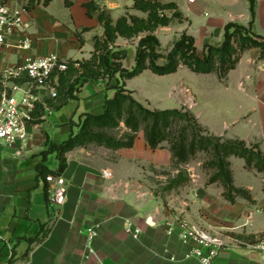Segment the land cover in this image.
Instances as JSON below:
<instances>
[{
	"label": "crops",
	"instance_id": "crops-1",
	"mask_svg": "<svg viewBox=\"0 0 264 264\" xmlns=\"http://www.w3.org/2000/svg\"><path fill=\"white\" fill-rule=\"evenodd\" d=\"M91 1L98 9L94 15L89 14L86 6ZM161 1L176 3L190 21V29L198 19L207 21L203 22V32L208 35L206 42L211 40L213 44L222 42L228 23L238 22L248 27L251 20L248 0ZM1 2L13 7H26L24 19L32 23L29 30L31 47L28 50L20 51L12 46L18 42L19 35L8 37L11 46L0 47V77L6 81L4 73L16 67L24 55L39 57L56 53L72 62L89 60L95 51L96 37L104 34L99 11L106 10L117 21L126 11L133 10L135 0ZM206 10L209 11L208 16L204 15ZM211 11L214 13L212 18ZM253 31L264 37V0H256ZM148 70L121 82L136 99L151 105L142 90L138 92L135 81ZM71 74L70 68L61 75L71 77ZM163 76L173 81H169L168 97L175 101L177 108H181L183 97L174 90L183 84L192 89L198 103L192 114L205 134L223 140H243L249 146L259 145L264 153V57L260 48L246 50L236 68L223 79L217 72L198 74L186 66ZM13 82L9 80L7 85ZM60 82L59 77L56 88ZM106 82H86L80 92L75 91L74 98H64L58 103L56 98H50L48 90H42L43 102L49 109L45 111L46 117L42 122L32 127L25 155L16 157L11 148L0 144V264H200L195 257H187L198 247L196 242L184 243L179 227L172 234L167 233L166 221L174 217L172 213L156 201L143 199L122 186L131 172L126 170V166L162 168L173 163L168 145L151 148L143 131L138 133L130 148L113 150L90 145L67 153V168L62 173L68 186L67 201L64 205L49 202L50 183L41 179L37 171L42 160L40 153L48 148V143L60 144L69 138L74 132L72 116L78 110L95 115L103 112L104 101L107 96L114 95L111 87L117 80H112L108 87H105ZM3 87L0 83V93ZM53 110L58 115L52 121L55 133L50 135L43 125ZM124 129L127 130L125 126ZM49 158L46 165L58 170L57 157L50 162ZM238 158H229L234 184L249 189L256 203L250 207L240 200L229 203L228 207L222 197V189L217 184H210L201 192L203 212L211 214V211H216V214L227 218L251 212L255 221L247 228V233L258 234L264 232V213L260 215L261 210L264 212L263 175L247 170L244 159L239 158L243 160L240 162ZM236 163L241 173L239 178L235 172ZM104 170L112 172L113 176L104 178ZM256 189H259L261 197L256 194ZM127 223L140 229L137 238L126 231ZM90 227L96 228L93 239L90 238ZM44 233L47 235L42 241L35 240ZM225 241L227 244L215 264L262 263L263 256L253 243L231 238H225Z\"/></svg>",
	"mask_w": 264,
	"mask_h": 264
},
{
	"label": "trees",
	"instance_id": "trees-1",
	"mask_svg": "<svg viewBox=\"0 0 264 264\" xmlns=\"http://www.w3.org/2000/svg\"><path fill=\"white\" fill-rule=\"evenodd\" d=\"M250 4L251 20L249 26L238 22H230L225 26L221 43H206L202 54L198 52L194 36L183 32L175 41L171 50L166 54L160 53L161 43L155 31L160 26H168L174 18L181 20L183 13L174 2L164 3L159 0H135L133 9L142 11L147 17L138 15H124L116 22L106 10L99 11L98 17L104 27L105 38L95 39V51L89 60L80 62L81 69L71 68L73 74L70 79L61 75L58 95L74 98L79 85L86 82L95 83L107 79L108 82L117 80L111 89L112 97H106L103 112L95 115L85 112L76 125L77 131L72 132L68 139L60 144L48 143V148L40 153L41 162L37 165L38 176L47 182L50 174L60 175L67 168V153L88 147L90 145L103 146L109 149L130 148L140 131L144 132L147 144L153 149L163 148L167 143L173 156V167L179 168L188 164L198 152H205L211 156L207 165L213 169L210 183H219L225 200L234 204L239 198L256 203L251 191L247 188L236 187L229 158L244 159L245 168L263 174L264 153L259 145L249 146L243 140H223L215 135L205 134L197 118L185 109H152L136 99L132 91L125 87L121 80L131 79L144 70L149 69L158 75H168L176 72L181 65L192 72L206 74L217 72L221 79L236 68L242 54L251 48H260L264 57V37L253 31L256 19V0H248ZM90 15L98 10L91 1L86 4ZM165 11L172 12L168 15ZM144 34L138 44L135 54V64L131 69L123 66L119 61L125 56V51H112L109 46L116 43L118 37L126 39ZM121 54V55H120ZM75 77L72 78V76ZM72 80V81H71ZM61 92V93H60ZM45 108L41 104L35 112L34 124L42 122L41 116ZM127 128L121 137L114 134L121 124ZM56 154L59 161L58 170H52L47 165L49 155ZM185 177L180 175L171 184L184 183ZM187 182V181H186ZM44 233L37 241H42ZM237 240L255 243V235L245 236L232 233Z\"/></svg>",
	"mask_w": 264,
	"mask_h": 264
},
{
	"label": "rangeland",
	"instance_id": "rangeland-1",
	"mask_svg": "<svg viewBox=\"0 0 264 264\" xmlns=\"http://www.w3.org/2000/svg\"><path fill=\"white\" fill-rule=\"evenodd\" d=\"M165 12L168 15H171L172 13L170 11ZM207 12L209 11H205V16H208ZM124 15H138L140 17H147L146 13L136 9L126 11ZM213 16L214 13L211 11V18ZM204 19H208V17H205ZM203 22L207 23V21L204 20H196L194 27L190 29L191 23L183 14V18L181 20H179L178 18H174L170 25L158 27L155 31V34L157 35L161 43L160 53L166 55L171 50L175 41L180 38L182 33L187 32L188 34H192L196 37L195 39L196 44L198 45V52L202 54L205 44L212 42L211 40L206 42L208 35H205V33L203 32ZM143 35L144 34H140L139 36L130 39L118 37L116 43L109 46L112 51L117 49L125 51L124 55L122 53V56L125 57L119 61L121 64H123L124 67L131 69L134 66L136 50ZM104 38L105 35L103 34V36L100 37V40L102 41ZM65 76L70 78L69 75ZM73 77H75V75H73L72 78ZM105 81L108 80H103V82ZM135 81H137L138 92L139 89L142 90V92L145 94V97L150 100L151 105L143 102L149 108H156L161 110L177 108L178 105L175 103V101L168 97L167 89L170 85V82H173L170 81V78H166L163 75H158L153 73L151 70H148L145 72V74L140 76ZM109 83L110 82H106L105 87H108ZM183 87L187 86L183 84L180 88ZM82 88L83 85H79L76 91L80 92ZM179 96H182L183 100H185L183 94L179 93ZM15 97L20 100L22 98V93L18 92ZM64 98H67V96H63L62 94L58 95L55 102L58 103L61 100H65ZM183 100L181 103L182 106L179 109H185L192 113L193 108L190 109L187 106H184ZM71 105L72 104H70L69 107H71ZM57 113V111L53 110V113L48 116V121L43 125L45 131L50 135L55 133L56 127H54L55 124L52 121L56 119L58 115ZM82 114L83 111L81 110H78L75 114H73V122L78 123ZM123 125L124 124L122 123L121 126L114 131V134L118 137H121L125 132H127V130L124 129ZM72 128L74 132L77 131L76 125L73 124ZM49 157V162L56 160L55 154L51 156L49 155ZM210 159L211 156L209 154L205 152H198L197 155L188 164L182 165L179 168L173 167V164L170 167L162 168H155L150 165L126 166V170H130L131 172L130 174L128 173V180L123 183L122 186L128 187L143 199L149 198L150 201H156L157 204L163 206L165 209H168L172 213V215L179 220L190 221L189 219H191L197 225L203 227L211 233L220 235L222 238L236 239L232 236V233L243 234L245 236L255 235L254 244L258 243L260 240L264 239V232H259L258 234L247 233V228L249 226H252V223L255 221V219L252 218L251 212L249 213V215L244 216L243 213H238L228 218L220 216L219 213L216 214V211H211V214L203 212V197L201 192L204 189H207L210 184H217V187L222 189V197L224 191L219 183L209 182L210 175L214 172L213 169H211L207 165ZM238 161L242 162L243 160L238 158ZM237 163L235 164V172L237 177L239 178L241 173L240 170L237 169ZM252 172H255V170ZM180 175L185 177V180H183L184 183L173 186L171 182L177 179V177H179ZM256 194L259 197L262 196V194L259 192V189H256ZM223 199L225 200L224 197ZM240 200H243L244 203L250 207L254 205L246 199L239 198L238 201ZM229 203L230 202L228 201L226 203L228 207H230L231 204ZM263 213L264 212L261 210L260 215H263Z\"/></svg>",
	"mask_w": 264,
	"mask_h": 264
},
{
	"label": "built area",
	"instance_id": "built-area-1",
	"mask_svg": "<svg viewBox=\"0 0 264 264\" xmlns=\"http://www.w3.org/2000/svg\"><path fill=\"white\" fill-rule=\"evenodd\" d=\"M193 3L195 0H188ZM27 8L24 6L13 7L7 3H0V47L11 46L8 37L19 35L18 42L14 46L18 50L26 51L31 47L29 30L32 26L30 21L24 19ZM71 66L80 68L77 61H69L61 58L58 54L52 53L47 56L24 55L22 61L14 68L4 73L6 81L1 79L3 90L0 93V144H3L14 151L16 157H23L28 150V142L31 138V129L36 119L35 112L43 104L45 111L48 105L44 104L41 95L42 90H48L51 99L58 96L56 81L62 73H66ZM9 80H14L12 85H7ZM21 92L22 98L18 100L15 95ZM175 93L183 94L185 100L183 105L194 108L198 103L191 88L183 87L176 89ZM46 117V113L41 116ZM104 178H111L113 173L104 170ZM50 183L48 200L54 205H64L68 197V186L62 174L47 176ZM131 223L126 224V231L135 238L140 233L139 228H133ZM166 231L172 234L176 227L181 229V240L184 243L194 241L198 247L193 249L187 257H195L200 264H215L221 250L226 246L225 238L211 233L203 227L188 220H179L172 217L166 221ZM90 238L96 236V228H89ZM254 246L263 256L261 264H264V239ZM11 257V256H10Z\"/></svg>",
	"mask_w": 264,
	"mask_h": 264
}]
</instances>
